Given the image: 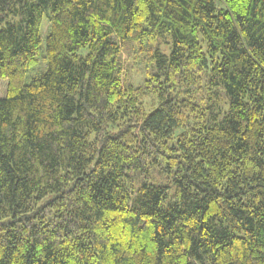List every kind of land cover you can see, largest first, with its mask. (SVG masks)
<instances>
[{
	"label": "trees",
	"instance_id": "trees-1",
	"mask_svg": "<svg viewBox=\"0 0 264 264\" xmlns=\"http://www.w3.org/2000/svg\"><path fill=\"white\" fill-rule=\"evenodd\" d=\"M0 264H264V0H0Z\"/></svg>",
	"mask_w": 264,
	"mask_h": 264
},
{
	"label": "rangeland",
	"instance_id": "rangeland-1",
	"mask_svg": "<svg viewBox=\"0 0 264 264\" xmlns=\"http://www.w3.org/2000/svg\"><path fill=\"white\" fill-rule=\"evenodd\" d=\"M218 6L220 7V4H218ZM47 32H48V23L46 22V19L43 18L41 23V35L44 37ZM42 46H44V43ZM126 58L127 57L125 56V59ZM38 60H39L38 65L34 67V69H31L30 71L27 72V77H26L27 82L40 74V69H42L44 65L41 60V54L38 55ZM126 69L128 70L127 71V76H129L128 80H130L135 85L140 84L142 82L143 65H140L136 62L135 63L129 62V66ZM150 110L151 109H147V111Z\"/></svg>",
	"mask_w": 264,
	"mask_h": 264
}]
</instances>
